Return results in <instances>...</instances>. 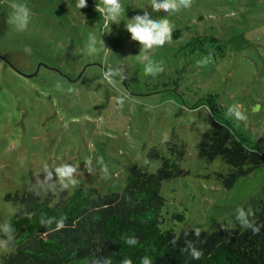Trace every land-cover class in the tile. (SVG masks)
I'll return each mask as SVG.
<instances>
[{
	"label": "rangeland",
	"instance_id": "374dc122",
	"mask_svg": "<svg viewBox=\"0 0 264 264\" xmlns=\"http://www.w3.org/2000/svg\"><path fill=\"white\" fill-rule=\"evenodd\" d=\"M13 2L0 0V227L18 206L7 193L120 192L131 164L154 172L160 157L175 161L181 145L180 173L160 187L161 230L244 226L237 217L243 211L246 220L251 199L262 198L264 163L226 187L218 174L227 165L198 158L196 144L209 126L207 95L217 94L228 122L264 149V0H190L170 15L152 12L151 0H120L123 13L108 26L95 10L101 0L80 10L76 0H16L29 9L23 30L4 20ZM143 11L167 16L182 36L140 53L124 24ZM195 34L221 40L223 56L183 47ZM90 35L99 40L91 54ZM148 60L163 71L146 73ZM38 63L35 75L20 74ZM150 149L159 155L152 162ZM65 165L74 169L70 176L56 172Z\"/></svg>",
	"mask_w": 264,
	"mask_h": 264
},
{
	"label": "trees",
	"instance_id": "16d2710c",
	"mask_svg": "<svg viewBox=\"0 0 264 264\" xmlns=\"http://www.w3.org/2000/svg\"><path fill=\"white\" fill-rule=\"evenodd\" d=\"M4 20L8 25V18ZM180 36L182 28H173L171 39ZM185 46L190 52L219 51V56L225 50L217 37L201 34L188 37ZM70 57L74 56L70 53ZM207 96L204 104L209 126L196 144L197 156L204 161L219 157L228 171L218 176L224 186L231 187L239 177L264 163V149L246 140L228 122L217 94ZM174 151L175 161L160 157L161 164L154 172L131 164L120 192L100 195L94 188L85 187L67 193L60 187L57 193L50 191L43 197L30 190L7 193L4 199L18 206L0 227V241L6 243L0 264H121L125 258L140 264L145 255L153 264H264V189L262 198L251 199L247 225L198 231V235L193 229L179 233L161 230V183L180 173L177 161L183 156L184 145ZM156 158L157 151L150 149L148 162ZM175 216L183 218L181 214ZM42 218L52 222L42 224ZM62 218L63 224L58 226ZM132 237L136 239L134 245L127 243ZM186 242L201 251L199 259L189 255Z\"/></svg>",
	"mask_w": 264,
	"mask_h": 264
},
{
	"label": "clouds",
	"instance_id": "9594fccd",
	"mask_svg": "<svg viewBox=\"0 0 264 264\" xmlns=\"http://www.w3.org/2000/svg\"><path fill=\"white\" fill-rule=\"evenodd\" d=\"M86 6L87 0H76L77 9L80 10ZM189 6L190 0H151L152 12H158L162 9L169 15L179 11L182 7L187 8ZM10 8L11 12L8 16V23L14 25L17 30H23L29 22V9L27 5L14 0V2L11 3ZM95 10L103 17L105 26H108L109 22L115 23L117 17L121 16L123 13L120 0H101L99 4L95 3ZM173 27L174 26L170 23L167 16L157 17L152 15L149 11H143L142 14L134 15L126 24H124V28L131 34V39L140 43V53H145L154 47H161L166 42H170ZM98 43L99 40L97 36H89V41L86 45L89 54L98 51ZM25 51L29 50L25 49ZM141 59H147V57L141 56ZM197 63L200 64L201 61H198ZM161 71H163V68L159 63H154L153 61L148 60L145 65V72L148 74L156 75ZM110 74V72L105 73L106 77ZM236 115L239 117L240 113L237 112ZM98 162H102V158H98ZM87 163L88 162L86 161V165ZM73 171L74 169L68 165L56 169V172L61 176H70ZM103 171L107 173L106 165H103ZM243 217L244 213L243 211H240L237 219H240L242 223L247 225V221L244 220ZM51 222V219H41L42 224ZM57 224L58 226H62L63 218L58 221ZM5 229H7V226H5ZM127 243L134 245L136 239L134 237L128 238ZM186 249L193 259H199L202 255L201 251H199L192 242H186ZM121 264H131V261L125 258L121 261ZM140 264H153V260L151 257L145 255L140 258Z\"/></svg>",
	"mask_w": 264,
	"mask_h": 264
},
{
	"label": "water",
	"instance_id": "95a60500",
	"mask_svg": "<svg viewBox=\"0 0 264 264\" xmlns=\"http://www.w3.org/2000/svg\"><path fill=\"white\" fill-rule=\"evenodd\" d=\"M42 64L41 63H38L37 65H36V70L32 73V74H22L21 72H20V74L21 75H23L24 77H31V76H33V75H35L36 73H37V71H38V69H39V67L41 66Z\"/></svg>",
	"mask_w": 264,
	"mask_h": 264
}]
</instances>
